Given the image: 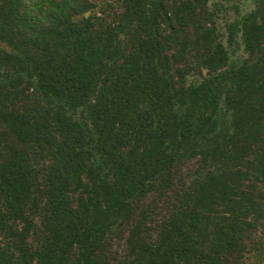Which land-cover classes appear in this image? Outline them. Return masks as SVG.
Here are the masks:
<instances>
[{
    "label": "trees",
    "instance_id": "1",
    "mask_svg": "<svg viewBox=\"0 0 264 264\" xmlns=\"http://www.w3.org/2000/svg\"><path fill=\"white\" fill-rule=\"evenodd\" d=\"M0 264H264V0H0Z\"/></svg>",
    "mask_w": 264,
    "mask_h": 264
}]
</instances>
